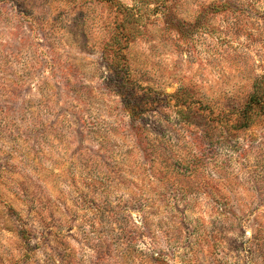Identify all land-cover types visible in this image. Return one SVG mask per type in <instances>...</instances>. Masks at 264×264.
<instances>
[{
	"label": "rangeland",
	"instance_id": "1",
	"mask_svg": "<svg viewBox=\"0 0 264 264\" xmlns=\"http://www.w3.org/2000/svg\"><path fill=\"white\" fill-rule=\"evenodd\" d=\"M262 80L264 0H0V264H264Z\"/></svg>",
	"mask_w": 264,
	"mask_h": 264
},
{
	"label": "trees",
	"instance_id": "2",
	"mask_svg": "<svg viewBox=\"0 0 264 264\" xmlns=\"http://www.w3.org/2000/svg\"><path fill=\"white\" fill-rule=\"evenodd\" d=\"M259 82L264 83V80L259 81ZM253 105H261L262 107H264V95L263 94L262 95L261 94H255L252 97L251 102H250V108L251 109H252ZM245 116L248 117L247 121H249V118L252 116V112H246Z\"/></svg>",
	"mask_w": 264,
	"mask_h": 264
}]
</instances>
